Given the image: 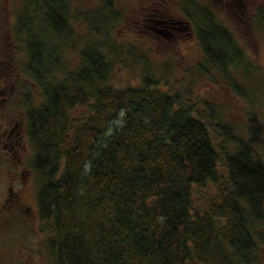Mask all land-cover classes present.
I'll return each instance as SVG.
<instances>
[{"label": "trees", "instance_id": "trees-1", "mask_svg": "<svg viewBox=\"0 0 264 264\" xmlns=\"http://www.w3.org/2000/svg\"><path fill=\"white\" fill-rule=\"evenodd\" d=\"M180 1L200 66L217 69L243 99V122L221 101L194 105L162 89L146 64L140 83L115 84L120 47H131L116 41L126 15L116 0H22L0 29L54 264H260L264 101L255 92L264 93V76L218 11ZM250 21L256 38L264 3ZM208 183L217 192L199 212L193 189Z\"/></svg>", "mask_w": 264, "mask_h": 264}, {"label": "rangeland", "instance_id": "rangeland-1", "mask_svg": "<svg viewBox=\"0 0 264 264\" xmlns=\"http://www.w3.org/2000/svg\"><path fill=\"white\" fill-rule=\"evenodd\" d=\"M21 1L0 0V19L2 21L0 29L2 31L5 29L4 26L6 27L14 20V10ZM84 1L95 3L98 0ZM161 1L164 3L162 6L156 4ZM198 1L209 5L215 12L218 11L223 21L235 32L240 45L246 47L251 54L257 57L260 75L264 76V30H256L255 38L253 36L254 28L251 21H248L249 11H252L253 6L264 2V0H241L242 5H238V3L236 5L228 0ZM116 5L126 11L125 19L119 21L114 27L116 41L120 46L126 43L131 47L119 46L121 52L118 54L119 64L113 80L115 84L140 83L146 64L147 69L160 79L159 85L162 89L169 92L180 91L185 100L194 105L199 102L204 105V99L221 101L227 106L226 115L228 118L239 123L243 122V107L245 106L243 99L236 95L233 87L223 80L222 74L217 69L207 65L200 66L203 51L196 37L194 25L191 24V33L179 32L176 35H166L152 27L155 24L153 20L146 19L148 16H155L152 13L155 7L168 8L174 15H183L180 11V0H116ZM143 10L145 11L143 12ZM3 36L6 35L3 34ZM6 51L9 50L5 49ZM249 84L253 89L252 86H255V83ZM255 95H257V100L263 98L264 101L262 91L255 92ZM19 104L20 114L26 115L22 100L19 101ZM201 104L198 105V110L204 109ZM80 111L82 112L81 109L77 110V114ZM30 156H27L26 160H29ZM6 164V161L1 158L0 263L54 264L46 247V239L51 234L50 223L41 220L38 214L39 178L36 172L33 174L29 172L27 180L20 177L15 181V192L19 194V197L15 195L14 204L12 200L5 198L9 185ZM216 192V186L213 183L196 185L193 189L196 210L202 212L209 208ZM256 254L259 256L260 264H264V242H259Z\"/></svg>", "mask_w": 264, "mask_h": 264}, {"label": "flooded vegetation", "instance_id": "flooded-vegetation-1", "mask_svg": "<svg viewBox=\"0 0 264 264\" xmlns=\"http://www.w3.org/2000/svg\"><path fill=\"white\" fill-rule=\"evenodd\" d=\"M237 5H242L241 0H228ZM255 3L254 1H250ZM249 3V2H248ZM260 2L253 6V10L258 7ZM162 6L164 3L156 2ZM247 8V5H246ZM152 13L155 16H148L146 19L154 21V27L161 33L166 35H176L179 32L191 33V22L184 19L183 15H174L168 8L155 7ZM145 10H143L144 12ZM251 10L248 13L249 22L251 20ZM150 15V14H149ZM0 50V159L6 161L5 169L8 174V188L5 195L7 200H12L15 204V181L18 178L27 180L29 172L34 173L29 165L26 157L30 155L31 148L28 140L26 118L24 114H20L19 101L22 100L20 95V87L17 81L13 79L11 74V62L7 58H3ZM23 102V100H22ZM25 113V110H24ZM8 165V166H7Z\"/></svg>", "mask_w": 264, "mask_h": 264}]
</instances>
